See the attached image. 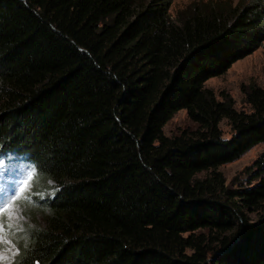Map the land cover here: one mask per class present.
<instances>
[{"label":"trees","instance_id":"16d2710c","mask_svg":"<svg viewBox=\"0 0 264 264\" xmlns=\"http://www.w3.org/2000/svg\"><path fill=\"white\" fill-rule=\"evenodd\" d=\"M171 2L0 0V151L51 190L9 264H264V151L219 169L264 142V86L205 85L261 44L264 0Z\"/></svg>","mask_w":264,"mask_h":264},{"label":"rangeland","instance_id":"374dc122","mask_svg":"<svg viewBox=\"0 0 264 264\" xmlns=\"http://www.w3.org/2000/svg\"><path fill=\"white\" fill-rule=\"evenodd\" d=\"M188 1L172 0L171 13L174 14L178 8L184 6ZM249 81L264 86V39L252 52L235 60L224 73L209 77L205 81V85L214 89L217 94L221 90L229 92L234 98L237 108H247L248 105L242 101L243 94L240 86L242 83ZM192 124L186 110L181 108L166 122L164 132L172 134ZM220 126L224 136L231 134V128L226 119L221 120ZM263 151L264 142H260L238 158L220 165L219 169L223 172L226 183L229 185L244 183L248 178L249 170L256 169L254 162L262 156ZM7 175L10 187L20 197L16 198L14 202H7V198H2L3 202L0 204V206L6 207V209L0 208V211H3L0 215V264H9L15 257L18 252V245L13 239L14 234L17 232L22 234V229L27 223H33L34 220L40 221L41 203L46 200L47 195L51 192L49 187L35 186L34 181L38 175L37 165H35V170L31 172L25 163L15 160L10 164ZM33 213H35L34 218H32ZM251 215L253 218L255 217L253 213ZM2 222L6 228L2 225Z\"/></svg>","mask_w":264,"mask_h":264}]
</instances>
